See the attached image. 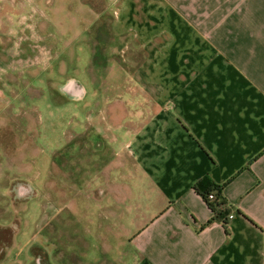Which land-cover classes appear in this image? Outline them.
<instances>
[{
    "label": "crops",
    "instance_id": "0c3cea01",
    "mask_svg": "<svg viewBox=\"0 0 264 264\" xmlns=\"http://www.w3.org/2000/svg\"><path fill=\"white\" fill-rule=\"evenodd\" d=\"M172 1L183 17L144 0L151 15L136 21L144 97L106 100L102 123L89 113L88 131L73 136L109 154L104 168L94 157L87 182L91 206L120 219L119 258L107 264H264V0L218 1L231 11L210 18L191 15V0ZM160 26L177 30L173 47ZM207 174L220 184L236 175L224 189L227 225L208 223L213 212L194 190Z\"/></svg>",
    "mask_w": 264,
    "mask_h": 264
},
{
    "label": "rangeland",
    "instance_id": "374dc122",
    "mask_svg": "<svg viewBox=\"0 0 264 264\" xmlns=\"http://www.w3.org/2000/svg\"><path fill=\"white\" fill-rule=\"evenodd\" d=\"M131 1L0 0V91L7 80L15 84L0 92V264H93L97 258L107 264L110 255L119 258V217L87 198L94 171L89 165L98 155L104 168L109 154L102 142L95 152L84 136L78 152L73 136L88 131L89 113L102 123L106 100L144 97L135 55L144 32L136 21L144 23L151 11L144 12V0L127 10ZM218 1L231 0H191L190 14H229L231 8ZM158 2L160 13L170 9L183 17L172 0ZM206 26L210 32L216 23ZM156 33L173 47L176 29L160 26ZM147 44L151 49L152 41ZM69 85L84 92L67 93ZM17 182L30 184L31 194L18 198Z\"/></svg>",
    "mask_w": 264,
    "mask_h": 264
},
{
    "label": "trees",
    "instance_id": "16d2710c",
    "mask_svg": "<svg viewBox=\"0 0 264 264\" xmlns=\"http://www.w3.org/2000/svg\"><path fill=\"white\" fill-rule=\"evenodd\" d=\"M235 177L236 175L232 176L227 182L220 184L210 174H207L195 183L194 190L203 198L213 212V216L208 222L209 224L218 220H222L225 225L228 224L227 216L230 213V205L224 195V189Z\"/></svg>",
    "mask_w": 264,
    "mask_h": 264
},
{
    "label": "flooded vegetation",
    "instance_id": "af4514ba",
    "mask_svg": "<svg viewBox=\"0 0 264 264\" xmlns=\"http://www.w3.org/2000/svg\"><path fill=\"white\" fill-rule=\"evenodd\" d=\"M23 188V190H24V192H26L22 197H21V199L23 198V197H27L29 194H31V192L33 191V189H32V186H30L29 184H24L23 182H17V183H15V190H16V196L18 197V198H20L19 197V190H20V193H22L21 192V189ZM31 190V191H30ZM41 260H42V258H41Z\"/></svg>",
    "mask_w": 264,
    "mask_h": 264
},
{
    "label": "water",
    "instance_id": "95a60500",
    "mask_svg": "<svg viewBox=\"0 0 264 264\" xmlns=\"http://www.w3.org/2000/svg\"><path fill=\"white\" fill-rule=\"evenodd\" d=\"M66 89H71V85H69L68 87H66ZM73 91V90H72ZM74 93L76 94V95H81L82 93H83V89H80L79 87H78V89H75L74 90ZM31 191V190H30ZM19 192V197L21 198L26 192H24V190H23V188L21 189V192L22 193H20V190L18 191Z\"/></svg>",
    "mask_w": 264,
    "mask_h": 264
},
{
    "label": "built area",
    "instance_id": "2783aa9c",
    "mask_svg": "<svg viewBox=\"0 0 264 264\" xmlns=\"http://www.w3.org/2000/svg\"><path fill=\"white\" fill-rule=\"evenodd\" d=\"M234 217V214H230L229 216H228V218H233Z\"/></svg>",
    "mask_w": 264,
    "mask_h": 264
}]
</instances>
